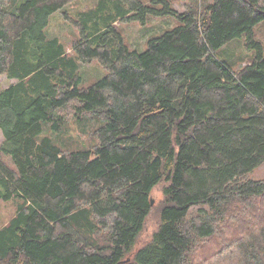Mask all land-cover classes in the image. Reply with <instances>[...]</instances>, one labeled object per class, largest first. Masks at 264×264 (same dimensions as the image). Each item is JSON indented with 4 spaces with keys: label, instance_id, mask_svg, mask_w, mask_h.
<instances>
[{
    "label": "trees",
    "instance_id": "1",
    "mask_svg": "<svg viewBox=\"0 0 264 264\" xmlns=\"http://www.w3.org/2000/svg\"><path fill=\"white\" fill-rule=\"evenodd\" d=\"M72 1L0 0V75L17 81L0 92V205L18 203L0 229V264H192L232 206L255 225L240 264H264V180L249 178L264 164V3L180 12L171 0H134L123 21L177 24L140 52L114 21L69 55L48 28ZM243 37L255 53L237 70L219 53ZM95 61L107 74L84 85L80 62ZM72 104L101 123L90 150L44 135L46 123L64 131ZM162 182L158 228L136 249Z\"/></svg>",
    "mask_w": 264,
    "mask_h": 264
},
{
    "label": "rangeland",
    "instance_id": "2",
    "mask_svg": "<svg viewBox=\"0 0 264 264\" xmlns=\"http://www.w3.org/2000/svg\"><path fill=\"white\" fill-rule=\"evenodd\" d=\"M134 0H74L66 8L65 12H58L52 16L48 28L49 37H56L65 46L69 55H75L72 45L75 41L85 37H91L106 29L114 21L121 30L128 45L137 51H144L147 48V40L154 35L163 33L173 28L177 20L172 17L151 18L146 24L141 22L123 21V16L129 15ZM148 3L149 0H142ZM213 0H171L174 7L183 12L196 2L207 4ZM264 3V0H260ZM94 15H97L94 20ZM91 17V19H90ZM256 40L264 46V22L256 28ZM246 37L230 43L223 49L219 56L228 63L234 64L237 70L249 62L254 55V50L246 46ZM81 77L84 85H93L107 74L105 67L98 62L85 64L80 62ZM16 80L9 79L5 74L0 75V92L16 83ZM66 119V127L60 134L53 132L51 123L44 125V135L50 137L58 146L64 150H90L98 144L95 130L101 123L91 115H77L74 104L62 112ZM3 134L0 131V146L3 142ZM252 180H264V164L249 175ZM162 182L154 188L151 194L153 201L152 211L146 220L145 228L137 241L136 249L146 245L157 230L160 222V209L163 201ZM17 202L14 200L0 205V229L6 226L16 215ZM259 204V203H258ZM261 215H264V207L258 205ZM242 209V206H240ZM232 206L225 217L219 222L216 233L212 238L200 240L192 253V264H240V252L238 246L243 241L247 227L253 230L255 225L251 219L241 213V210ZM254 212V211H253ZM256 213V212H254ZM264 219V218H263ZM107 231L100 228L97 235L98 241L105 242Z\"/></svg>",
    "mask_w": 264,
    "mask_h": 264
},
{
    "label": "water",
    "instance_id": "3",
    "mask_svg": "<svg viewBox=\"0 0 264 264\" xmlns=\"http://www.w3.org/2000/svg\"><path fill=\"white\" fill-rule=\"evenodd\" d=\"M152 205H153V201H152ZM128 261V260H127ZM122 263H124V262H122Z\"/></svg>",
    "mask_w": 264,
    "mask_h": 264
}]
</instances>
